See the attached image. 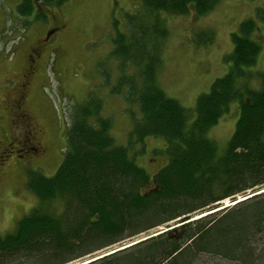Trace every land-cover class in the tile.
<instances>
[{
	"label": "trees",
	"instance_id": "trees-1",
	"mask_svg": "<svg viewBox=\"0 0 264 264\" xmlns=\"http://www.w3.org/2000/svg\"><path fill=\"white\" fill-rule=\"evenodd\" d=\"M65 1L18 0L15 13L36 21L45 18L42 9ZM219 1L141 0L127 16L124 32L112 39L118 76L110 93L139 109L130 135L134 142L148 136L164 139L167 164L149 176L128 148L113 140L100 100L89 97L72 110L65 156L55 174H28L26 186L38 201L13 233L0 236V264H73L174 225L179 226L87 264H196L197 255L258 264L264 257V246L255 244L264 240V192L247 197L264 189V71L250 70L260 50L253 38L255 20H244L231 34L227 73L197 98L190 124L188 111L158 82L167 17L189 5L202 16ZM256 17L264 23L263 8ZM232 102L239 117L220 153L207 132ZM238 195L247 199L205 214Z\"/></svg>",
	"mask_w": 264,
	"mask_h": 264
},
{
	"label": "rangeland",
	"instance_id": "rangeland-1",
	"mask_svg": "<svg viewBox=\"0 0 264 264\" xmlns=\"http://www.w3.org/2000/svg\"><path fill=\"white\" fill-rule=\"evenodd\" d=\"M17 2L0 0V151L15 137L11 107L21 83V69L27 64L25 58L48 31L53 33L39 44L42 52L36 70L30 74L22 101V108L35 127L32 138L41 151L20 157L14 156L11 150L0 153V236L13 233L20 219L38 201L26 186L28 174L37 171L52 177L61 166L72 110L89 97L100 100L102 117L111 120L109 130L113 140L128 148L134 162L149 176L168 162L164 139L148 136L142 143L134 142L130 135L135 119H139V109L110 93L118 73L117 63L110 55L112 39L116 32H124L127 16L135 12L141 0H66L44 8L45 18L36 21L30 17L18 18L15 15ZM260 8L264 9V0H220L213 10L202 16L189 5L183 13L167 17V34L160 45L162 69L157 74L158 82L167 96L188 111L189 124L195 117L197 98L209 91L215 79L227 73L230 64L225 57L232 51L231 34L239 32L244 20H255L253 38L260 44L256 63L250 70L264 71V23L256 17ZM253 79V87H256L257 76ZM238 117L237 103L232 102L229 110L208 130L207 137L216 143L220 153L226 150ZM240 197L248 195H238L236 200ZM230 201L220 202L221 206L210 212L230 208L233 203ZM51 208L55 211L54 206ZM153 231L142 233L121 247L100 250L89 261L86 259L93 254L73 264L90 263L110 251L146 239L145 235ZM255 244L264 246V240L257 239ZM83 260L86 261L81 262ZM258 261L264 264V257ZM195 262L229 264L211 255H197Z\"/></svg>",
	"mask_w": 264,
	"mask_h": 264
},
{
	"label": "flooded vegetation",
	"instance_id": "flooded-vegetation-1",
	"mask_svg": "<svg viewBox=\"0 0 264 264\" xmlns=\"http://www.w3.org/2000/svg\"><path fill=\"white\" fill-rule=\"evenodd\" d=\"M46 37L42 39V41L38 40L35 47L30 49L27 54L26 59V67L22 68L23 72H20V81L21 83L18 85L17 94L13 99V104L11 107V124L13 125V129L17 134L13 137L14 140L5 144L0 153L11 150L14 156L20 157V155H29L38 154L41 150H39V144L36 143L35 139L32 138L33 130L35 127L32 123L29 122V118L27 113H25L24 108H22V101L25 96V88L26 85L30 82L29 77L37 67L39 57L41 55L42 49L39 47V44L44 41ZM6 148V149H5Z\"/></svg>",
	"mask_w": 264,
	"mask_h": 264
},
{
	"label": "bare ground",
	"instance_id": "bare-ground-1",
	"mask_svg": "<svg viewBox=\"0 0 264 264\" xmlns=\"http://www.w3.org/2000/svg\"><path fill=\"white\" fill-rule=\"evenodd\" d=\"M260 193H262V192H260ZM259 194V192L258 193H254V194H248V197H251V196H254V195H258ZM244 199H247V198H239V199H237L236 201H230V202H233V203H230V205L231 206H233L234 204H236L237 202H239V201H242V200H244ZM226 200H229V199H227L226 198ZM226 204H227V202H226ZM221 206V205H220ZM224 209V208H223ZM216 211H219V210H216ZM216 211H214V212H216ZM209 213H213V212H209ZM205 214H208L207 212L205 213ZM205 214H201V215H195V217L193 218V220H195V219H197L196 217H202V216H205ZM173 225V223H169V224H167V226H171V225ZM177 226H179V225H174V226H172V227H165V226H163L164 228L161 230V231H159V232H157V233H153V234H150L149 236H147V238H149V237H153V235H156V234H159V233H162L163 231H166V230H170V229H172V228H174V227H177ZM165 228H168V229H165ZM140 242V241H139ZM112 253V251H110V253L109 254H111ZM108 255V254H107ZM89 260H91V259H89ZM88 260V261H89ZM93 261V260H92Z\"/></svg>",
	"mask_w": 264,
	"mask_h": 264
}]
</instances>
